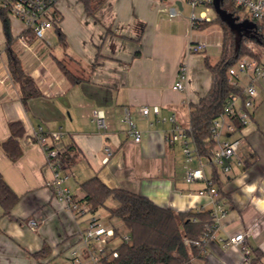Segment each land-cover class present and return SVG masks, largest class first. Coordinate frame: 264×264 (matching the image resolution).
<instances>
[{
	"label": "crops",
	"instance_id": "obj_1",
	"mask_svg": "<svg viewBox=\"0 0 264 264\" xmlns=\"http://www.w3.org/2000/svg\"><path fill=\"white\" fill-rule=\"evenodd\" d=\"M56 10L60 21L45 39L0 12V144L10 137L11 122L20 121L25 129L17 160L0 145V174L20 197L10 212L1 206L0 264H71L70 251L79 246L78 231L86 226L85 217H74L54 196L45 152L29 141L40 127L51 145L60 150L74 145L79 151L71 169L62 171L77 198L85 196L80 183L98 176L110 188L141 194L161 207L213 210L212 198L199 194L206 181L186 180L187 170L202 163L207 178L217 179L227 213L202 255L189 264H264V79L239 75L240 91L252 81L258 95L249 122L223 137L239 140L230 171L200 153L187 163L182 143L171 136L176 125L191 129V105L212 87L209 59L189 51L194 41L211 45L205 33L209 24L192 25L188 0H104L93 14L81 0H59ZM171 11L176 15L170 17ZM220 27L222 41L214 46L222 48ZM12 54L40 91L27 104L10 72ZM184 63L186 89L175 90ZM61 64L80 80L71 82ZM145 106L147 115L141 111ZM95 108L106 111V132L92 119ZM125 108L142 133L140 142L121 123ZM56 132L62 133L60 139L53 137ZM107 149L112 154L105 161ZM31 220L37 221L35 227ZM241 233L246 250L225 245Z\"/></svg>",
	"mask_w": 264,
	"mask_h": 264
},
{
	"label": "built area",
	"instance_id": "obj_2",
	"mask_svg": "<svg viewBox=\"0 0 264 264\" xmlns=\"http://www.w3.org/2000/svg\"><path fill=\"white\" fill-rule=\"evenodd\" d=\"M59 0H0V12L19 19L25 27L26 32H32L36 38L45 39L47 32L52 29L57 22L60 21V15L56 10ZM214 0H188L192 7L190 15L193 26L211 22L213 19L208 16L207 12L213 9ZM237 6L248 7L251 11V18H245L253 21L255 27L251 30V34L258 38L264 37V0H232ZM201 7L199 15L195 9ZM176 15L175 11H171L170 17ZM240 20H243L240 18ZM208 43L205 41H194L189 45L190 53H200L207 49ZM248 50L253 52L255 56L245 55L241 57L236 64L228 70L229 82L236 88H240L239 75L252 74V80L264 79V45L257 43L255 40H248L245 43ZM188 81V65L184 63L180 66L178 72V80L174 85L175 90L183 91L186 89ZM258 95L255 84L251 81L238 95L232 96L226 102L224 111L214 119L210 128L212 137L216 141V146L210 151L211 161L222 167L223 172H229L231 165L229 160L234 157L239 145V140L224 139L226 133L236 130L233 117L238 116L239 120L246 125L250 119L249 108L252 107L254 99ZM244 97L242 107L238 108L237 100ZM142 113L147 115L149 108H142ZM92 119L101 132H106L109 128L106 111L101 108H95L92 112ZM175 121L174 116L171 118ZM121 123L127 126L128 133L134 137L136 142L142 139V133L137 130L135 122L131 119L128 108H125L121 118ZM191 129H184L178 125L172 130L171 141H180L183 146V152L186 156V162L190 163L199 155L197 146L190 139ZM55 139L62 137L61 132L53 134ZM31 143L40 144L45 152L48 165L53 172L54 196L61 202H64L68 209L76 218L85 217L86 226L78 231L79 246L70 251L71 264H112L119 256L118 246L121 243L131 242L129 232H121L117 227L107 226L100 222V219L91 215V206L84 198L75 197L71 187L67 184L68 176L62 174L67 167V163L60 155V149L49 143V135L40 127L35 131L33 137L29 139ZM112 154L107 149L105 161L109 160ZM186 180L194 182L204 180L207 188L200 190V195H208L213 200L212 215L213 223L206 224V231L199 240L185 239L186 244H194L201 249H205L208 242L215 237V231L220 225V219L227 213L224 204L218 199L219 192L212 180L208 179L203 164L197 168H189L186 173ZM89 215V216H88ZM2 218V208L0 205V220ZM29 224L33 227L37 225L36 220H31ZM244 234H238L234 238L227 240L225 245H234L246 250L244 244Z\"/></svg>",
	"mask_w": 264,
	"mask_h": 264
},
{
	"label": "trees",
	"instance_id": "obj_3",
	"mask_svg": "<svg viewBox=\"0 0 264 264\" xmlns=\"http://www.w3.org/2000/svg\"><path fill=\"white\" fill-rule=\"evenodd\" d=\"M81 1L88 14H93L104 2V0ZM222 7L240 17L239 12L242 7L237 6L232 0H223ZM213 21L221 24L224 32L221 57L215 64L207 61L213 83L208 95L199 103L191 105L190 132L199 153L209 158L212 157L210 151L216 146L210 124L224 111L227 100L240 92L239 88L229 82L228 70L241 57L255 56L245 45L248 40H255L264 45V37L249 36L243 37L240 48L236 49L235 35L218 15L211 22L204 23V26ZM199 25L203 27V24ZM227 35L230 36V46H227ZM61 66L71 82L77 83L80 80L64 64ZM9 68L12 77L20 86L25 104L30 98L40 95L34 79L25 72L20 60L14 54L9 57ZM242 99L244 101L245 98ZM233 120L237 131L244 127L238 116H234ZM9 128L10 137L0 145L11 160H17L22 153L19 138L24 135L25 129L20 121L11 122ZM60 155L65 159L67 168L71 169L76 163L79 151L74 145H70L61 149ZM213 183L216 185V178L213 179ZM80 188L85 194L84 200L91 206L93 212L100 207H106L112 217L122 221L131 235V242H124L118 246L119 256L112 264H189L193 256H201L204 252V249L194 244H186L185 239L199 240L203 236L206 224L214 222L212 210L175 211L161 207L141 194L127 189L110 188L98 176L81 182ZM218 192L221 193L219 189ZM19 198L0 174V205L5 212H10ZM111 200L114 201L113 206L109 207L107 203Z\"/></svg>",
	"mask_w": 264,
	"mask_h": 264
},
{
	"label": "rangeland",
	"instance_id": "obj_4",
	"mask_svg": "<svg viewBox=\"0 0 264 264\" xmlns=\"http://www.w3.org/2000/svg\"><path fill=\"white\" fill-rule=\"evenodd\" d=\"M203 10V8L198 7L195 9V12L197 15H199L200 11ZM208 16L211 17L213 20L216 19L217 14L214 9H210L207 12ZM240 18H251V11L248 7H242L240 12ZM205 29V33L207 34L206 38L211 41V45L207 47V49L200 53H194L202 56L204 59L208 58L210 63L215 64L219 61L221 57V50L222 48L218 46H214L216 40L222 41V31L220 24L217 21H213L210 23ZM210 32V33H209ZM228 41L227 46L231 45L230 36L227 35ZM229 48V47H228ZM111 202H114L113 200L109 201L107 203V206H113ZM100 219V222L107 226H114L117 227L121 232L125 233L128 232L126 226L122 223V221L117 217H112L106 207H100L98 210H96L93 214ZM89 216V215H88Z\"/></svg>",
	"mask_w": 264,
	"mask_h": 264
},
{
	"label": "water",
	"instance_id": "obj_5",
	"mask_svg": "<svg viewBox=\"0 0 264 264\" xmlns=\"http://www.w3.org/2000/svg\"><path fill=\"white\" fill-rule=\"evenodd\" d=\"M223 0H214L213 6L216 14L219 18L230 28L235 35L236 49H239L243 37H254L251 34V30L256 26L255 23L249 19L240 20L239 16H235L233 13L228 12L222 7Z\"/></svg>",
	"mask_w": 264,
	"mask_h": 264
}]
</instances>
